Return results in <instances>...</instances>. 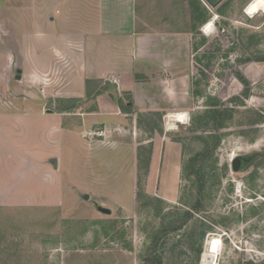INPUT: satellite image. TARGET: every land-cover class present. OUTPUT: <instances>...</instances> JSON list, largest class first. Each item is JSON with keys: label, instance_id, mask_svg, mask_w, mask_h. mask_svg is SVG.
Here are the masks:
<instances>
[{"label": "rangeland", "instance_id": "rangeland-1", "mask_svg": "<svg viewBox=\"0 0 264 264\" xmlns=\"http://www.w3.org/2000/svg\"><path fill=\"white\" fill-rule=\"evenodd\" d=\"M1 1L13 6L0 9V34L8 35L0 49L13 52L6 62L13 89L46 113L33 106L21 119L19 143L37 148L49 135L50 151L46 162L36 159L25 186L36 185L35 195L26 198L32 191L21 184L16 201H0V264H204L217 236L222 244L211 264H264V13H245L252 0L216 7L205 0H138L150 22L161 20L164 29L172 23L192 37L185 68L191 89L171 85L168 106L158 103L166 97L161 89L136 94L106 72L116 62L129 68L117 35L83 41L76 33L88 0H43L35 26L31 0ZM122 76L131 87L132 74ZM148 93L156 102L142 106ZM215 107L231 110L219 128L198 122ZM175 113L186 114L184 121H175ZM211 136L219 137L214 151ZM236 156L249 158L239 171ZM48 157L57 167L49 168ZM189 165L205 178L187 177Z\"/></svg>", "mask_w": 264, "mask_h": 264}, {"label": "crops", "instance_id": "crops-1", "mask_svg": "<svg viewBox=\"0 0 264 264\" xmlns=\"http://www.w3.org/2000/svg\"><path fill=\"white\" fill-rule=\"evenodd\" d=\"M44 2L43 0H31L28 5L27 10L32 12L35 18L33 19V26L41 24V16L46 9V3ZM84 7L85 9L87 8L86 13L81 16L82 20L85 18V21L83 20V23H80L81 25L78 24L75 30L83 41L85 35H92L97 39L117 35L123 41L122 49L129 59V68H125L127 66L116 62L110 69L106 70V72L115 75L113 76L114 80L117 79L116 83L135 93L141 89H148V91L152 90V88L161 89L162 94L166 97L159 98L158 103L163 106L173 103L172 98L167 94L171 85H175L177 90L182 89L189 94L191 76L185 68L190 67L192 58L193 46L190 32H181L178 29H174L172 23H169L168 26L166 25L167 29H164L162 28L164 22L162 23L161 20L150 22L148 14H146L148 8L138 0H88V4ZM0 9L13 10V6L11 2H6L5 4V2L1 1ZM36 10L41 11L39 15L36 13L38 15L37 18L34 14ZM153 13L151 14L154 15ZM14 19L13 16L11 20L13 21V26L18 27L19 25L14 22ZM11 35L14 40H19L18 34L13 32ZM27 35L32 36L31 38L35 37L31 33ZM7 36V34H0V42H5ZM12 58L13 52H8L7 54L3 49H0L1 202L16 201L19 195L16 192L19 191L21 184L27 191H32V193H26V198H29L28 196L30 195H35L33 193L36 191V185L35 190L25 186L31 182L29 179L33 180L32 171L35 169L36 159L40 158L43 162H46V153L48 154L50 151V148L46 150L44 147L46 141H50L49 135H45L43 142H37V148L34 143L33 146L28 143H23V145L19 143L22 130V127H20L21 119H28L31 111L35 109L33 106H36L40 115L43 116L46 113L37 108V103L33 97H30L27 93H23L20 96L13 89L14 85L9 78V68L6 63L7 60ZM120 58H123V55H120ZM18 70L22 71L21 69ZM125 73L132 74L133 84L131 87L123 84L122 74ZM136 73L155 74L157 78L143 81L137 78ZM16 77L18 82L22 80L19 72ZM151 82L155 83L154 87L149 86ZM154 99L155 97L153 98L148 93L147 102L144 100L141 105L152 104L156 102ZM23 133L25 135V131ZM51 159V157L47 158L49 168L52 164ZM23 162L24 165H21ZM25 165L27 166L25 167ZM21 171L23 172L22 182L19 179Z\"/></svg>", "mask_w": 264, "mask_h": 264}, {"label": "trees", "instance_id": "trees-1", "mask_svg": "<svg viewBox=\"0 0 264 264\" xmlns=\"http://www.w3.org/2000/svg\"><path fill=\"white\" fill-rule=\"evenodd\" d=\"M240 79L243 80L244 82L245 79L243 77L240 76ZM229 116H231V110L229 108H225V109H219V108H212V109H207L205 111V113L203 115H201L199 118H197L198 122H201V124H208L210 122V124L212 125V127L214 128H219L224 122L225 119H227ZM212 140H213V147L211 148V151H214V149L216 148L217 143L219 142V137L217 136H211ZM199 155H202V153H199ZM192 167V168H191ZM183 169H185L186 171L189 169L190 171L187 173V177H191L192 174L196 175L197 178H205L204 174H202L201 170L199 168H194V165H189V167H183ZM200 190H202V188L204 187V183H200ZM201 192V191H199ZM201 195V194H200ZM201 197L198 198V204L200 205L201 202ZM205 234V230H202V232L200 233L201 237H203V235ZM201 252V248L198 249V254H200ZM199 258V257H198Z\"/></svg>", "mask_w": 264, "mask_h": 264}, {"label": "bare ground", "instance_id": "bare-ground-1", "mask_svg": "<svg viewBox=\"0 0 264 264\" xmlns=\"http://www.w3.org/2000/svg\"><path fill=\"white\" fill-rule=\"evenodd\" d=\"M260 12L264 13V0H252L246 5L245 13L247 15L254 16ZM212 25L213 23L210 21L208 24L205 25L204 29L209 31ZM171 116L174 117L175 121L183 122L186 117V114L175 113L171 114ZM221 244L222 238L220 236H217L210 241L208 245V253H205L203 257L204 264H211L214 261L216 255L220 250Z\"/></svg>", "mask_w": 264, "mask_h": 264}, {"label": "water", "instance_id": "water-1", "mask_svg": "<svg viewBox=\"0 0 264 264\" xmlns=\"http://www.w3.org/2000/svg\"><path fill=\"white\" fill-rule=\"evenodd\" d=\"M210 6L212 7H216L218 6L223 0H205ZM19 73H21L20 70H18ZM18 78H20L18 76ZM249 160V158L247 157H244V156H236L234 159H233V162H232V166H233V169L234 171H239L243 164ZM51 163L54 165V167H57V159L56 158H52L51 159ZM86 198L88 197L87 195L85 196ZM97 209L103 213H107V214H110L111 213V210L108 209V208H105L101 205H98L97 206Z\"/></svg>", "mask_w": 264, "mask_h": 264}]
</instances>
